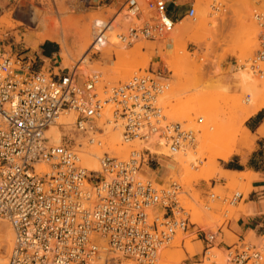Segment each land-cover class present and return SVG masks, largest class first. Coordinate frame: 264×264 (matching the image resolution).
Returning <instances> with one entry per match:
<instances>
[{
  "label": "built area",
  "instance_id": "obj_1",
  "mask_svg": "<svg viewBox=\"0 0 264 264\" xmlns=\"http://www.w3.org/2000/svg\"><path fill=\"white\" fill-rule=\"evenodd\" d=\"M170 3L179 7L180 0H125L126 25L118 42L132 47L164 41L177 23ZM208 8L211 14L221 10L216 0ZM195 13V0L187 2L180 20L194 19ZM252 18L259 29L256 49L240 67L260 76L264 11L254 10ZM112 22L95 23L92 43L106 41ZM36 63L29 49L0 50V219L12 232L6 264H121L123 259L155 264L179 233L194 226L180 206V185L162 187L141 175L149 158L160 155L147 147L126 159L104 153L95 173L82 166L81 154L83 140L95 142L106 114V124H121L124 141H152L172 152L192 148L195 132L168 120L159 103L168 81L151 68L101 92L99 73L84 78L79 65L66 70L57 62H41L35 70ZM61 119L65 123L57 124ZM51 126L62 132L59 141L48 135ZM242 199L235 192L229 204ZM218 235L203 231L204 256ZM261 239L258 245L238 240L227 246L226 262L264 264Z\"/></svg>",
  "mask_w": 264,
  "mask_h": 264
},
{
  "label": "rangeland",
  "instance_id": "obj_2",
  "mask_svg": "<svg viewBox=\"0 0 264 264\" xmlns=\"http://www.w3.org/2000/svg\"><path fill=\"white\" fill-rule=\"evenodd\" d=\"M187 2H192V0L180 1L185 9ZM216 2L220 3L221 6V10L218 14H211L208 8L210 0H195L196 13L194 19H182L183 24L189 26L192 30H195L201 25H205L204 29L206 30V32L203 30L204 33L199 31L198 34L195 35H193L194 32H190L188 35L176 37L172 40L175 45L177 44V47L180 45V47H178L180 49L184 44L183 52L186 56L185 59L182 58V54H179V52L178 55L181 59L178 55L173 54L174 47L168 48L165 41L170 35H168L164 41H159L157 43L138 42L132 47L124 45L125 52L129 51L128 53H131V51L133 52L134 49L136 50L137 46L140 45L144 47L141 49V51L144 52H151L149 49L153 47L152 53H150L152 56H149V61L147 60L148 64H146L144 68H135L133 64L126 70L129 69V76L131 77L134 74H146L147 70L150 71L151 68L154 70L159 69V71L162 72L163 78L168 81V85H170L168 90L173 89L174 92H171L172 90L169 92L167 91V94L165 93L166 96L164 94L160 98L159 103L161 105V100L165 103L162 104L164 107L163 114L168 120L181 124L183 129L190 126L193 132H195V144L189 149L191 151H196L198 155L197 165H195L193 171L194 173H199L200 170L208 164V155L205 154L206 149L203 147L202 150L199 149L200 145L197 143L200 134L206 133L209 135L211 133L213 137L215 136L212 141L213 147H225L233 143L239 144L238 138L242 135L238 124L240 119L232 118L234 104L232 103V99L238 98L241 103L244 104L250 99V95L246 91L237 88L235 77L237 72H239V68L240 70H245L240 66L246 63V60L252 56L256 49L259 29L252 18L253 11H264V1L258 5L252 0H216ZM124 3L125 0H0V50L4 49L5 51H10L11 49L14 51V49L20 50L26 48L23 40L24 36L26 34H36L41 30L37 22L31 21V15L34 12H38L41 18L43 16L52 18L59 17L58 19L64 20L67 24L66 42L67 45L72 47V45L77 42V31L81 24L91 23L92 25L93 18L111 20L121 10ZM61 8L64 10L66 9L64 15H60L58 12ZM200 12L202 13L201 16ZM240 16L243 18L241 20L242 22H240ZM19 23L22 25H19ZM244 29L246 31L249 30L247 31L249 33L252 30V32L254 31L256 34H254V37L251 33V36L249 35L250 37H243L247 34L243 33ZM241 30L244 35L240 33ZM172 33L173 31L171 34ZM249 38H251V41L254 43H250L251 41ZM245 41L247 44L244 43ZM43 43H52L56 47L57 55L55 60L57 65H60L61 68L71 70L72 67L77 64L79 65V61L82 57L80 59L79 57H74L77 59H72L70 61V66L68 68L65 67L60 57V45L54 41H45ZM171 45H169V47H171ZM249 45H252V48ZM244 46H248V48ZM26 49L35 53L38 47L35 49ZM112 50L106 49L103 52L93 53L91 57L89 55L91 66L88 65V73L86 76H83L85 78L94 72L99 73L101 82L99 89L101 92L117 86L119 83H124L130 78L128 76L124 79L122 77L124 73L114 72L118 62L114 63L117 61V58H115V51ZM172 63L175 65H172ZM83 66H85V64L81 65V67ZM246 71L250 75H254L247 69ZM80 73H82V71ZM260 76L254 75L253 78L257 80L258 88L263 90V94L261 91L260 92L264 99V75ZM202 106L204 107L201 108ZM178 107L180 108L178 109L180 113L176 110ZM174 108L177 111L176 113L180 115L179 117L184 114L187 116L188 114V119L183 117L184 120L179 122L171 118V115H174ZM105 117L106 120L110 118L108 114H106ZM199 119H201L200 122ZM242 126H245V122ZM211 129H213V131ZM256 135L257 134H252L247 136L248 142L246 141V144H243L246 145L244 151H246L247 154L255 147ZM94 138L96 141H99V138L103 140L101 137H98V134H96ZM85 140L87 142V139H84L83 142H85ZM96 141L94 142L95 145L94 143L89 144L88 142L87 145H89V147L94 146L95 148ZM129 148L136 149L134 146H130ZM131 152L132 150L124 154L123 156L125 157L115 156L123 159L128 157ZM109 155L111 157L114 156L113 153H109ZM165 157L166 156L160 155L158 157L153 156L154 160H150L151 158H149L148 164L144 165L146 172H148H145L146 176L156 185L162 187H167L171 182L180 185V196H182L180 197V206L186 211L188 210L190 223L195 227V229L191 230L190 226L187 231L181 233V240H175L174 243L166 249L167 252L170 254H178L183 249V246L192 244L194 249L193 253L186 254L178 264H201L210 254L208 253V256H204L205 244L202 240L203 231L207 233H216L220 231L224 235V238L218 235L213 243V247L220 250L221 253H219V256H221V258L219 257V259L221 260L216 259L218 262L214 261L212 264H221V262L226 263V259L222 260V258H225V248L220 247V245L223 242L232 245L238 241V238L228 233L227 226L230 221L236 220L238 216L243 213L244 206L242 203L252 190L251 186L250 188L242 187L241 185L230 187L227 183L232 177L228 179V177L224 176L219 171L213 170L209 173L210 176H208L209 178L207 177L208 179L198 181L192 180L191 188L186 192L184 189L185 187H183L178 178H169L170 171L167 168V163L170 158ZM156 158L158 160V165L155 161ZM223 162L224 161L219 159L216 161V165L218 166L217 169L221 170ZM156 167L159 168V172H152L149 169H156ZM243 177L244 173L236 176L234 180L237 179L236 182H238L243 179ZM235 192L241 193L243 199L236 202L234 205H230V198ZM211 194L214 195V198L210 197ZM181 201L183 204L185 203L184 206H182L183 204ZM192 212H195L194 215L198 212L197 214L199 217L196 215L198 221L192 218V216H194ZM244 241L246 243L258 245L262 239L255 240L247 236ZM3 250L5 253L6 248ZM121 262H124V259Z\"/></svg>",
  "mask_w": 264,
  "mask_h": 264
},
{
  "label": "bare ground",
  "instance_id": "obj_3",
  "mask_svg": "<svg viewBox=\"0 0 264 264\" xmlns=\"http://www.w3.org/2000/svg\"><path fill=\"white\" fill-rule=\"evenodd\" d=\"M65 10L61 8V9H59V11L58 10L57 11L60 13V15L61 14L64 15L66 12ZM49 13H50V11H49ZM201 15H202V13L200 12V16ZM58 18L59 17L52 18V17H46V16L45 17L43 16L41 18L40 14L38 12H34L31 15V21L37 22L38 27L41 29L40 30L41 32L38 31V33H36V34H26L24 36V39H23L24 44H25L26 48L35 49L38 47L39 44H41L45 41H54V42L58 43L60 45V50H61L60 57L62 58V60H63L62 62L65 65V67L68 68L70 66V61L72 59L76 60L78 57H79V59L82 57L79 61V69H80V72L82 71L81 74L83 76H86V74L88 73V67H89L88 65H90L89 55L91 57V55L93 53H96L98 51L103 52L106 49H110V50L113 49L115 51V55H116L115 58H117L116 59L117 61H115L114 63L118 62V64L115 66L114 72L115 73H121V74L124 73V75L122 76L124 79H126L130 74V71H128L129 69L126 70L127 68H129L133 64H134L133 67H135V68H139V67L144 68V66L146 64H148L147 60L149 59V56H152V55H150V53H152L153 47H151L149 49V50H151V52H144V51H141V49L144 47H141V45H140V46H137L136 50L134 49L133 52L131 51V53H128L129 51L125 52V46L123 44H121L120 42H118V40L116 39V36H117L119 30L121 29V27H124L126 25V19L123 17V12H121V10L115 15V17L113 18V22L108 26V29L106 32V41H104V42L102 41V42H99L96 44L91 42L94 25L96 22L103 21L104 19L93 18L92 25H91V23H87V24H83V25L81 24V26L78 27V31H77V42L74 45H72V47H70L69 45H67V42H66V35H67V31H66L67 26L66 25L67 24H66V22H64V20H61ZM64 19H66V18H64ZM242 19L243 18L240 16V22H242L241 21ZM104 21H106V20H104ZM3 22H4V20H3ZM19 25H22V24L19 23ZM204 28H205V25H201V26L197 27L195 30H192V29H190L189 26L183 24V20H180L175 24L174 29L172 30L173 33L172 34L170 33V36L168 37V39L165 42L167 43L168 48L174 47V49H173L174 55H178V52H179V54H182V58L185 59L186 56L184 55V52H183L184 44L182 43L183 45L181 47V49H182L181 50L180 48H178V47H180V45L177 47L176 46L177 44L175 45L173 43L174 41L172 42V40H174L176 37L188 35L190 32H194L193 35L198 34L199 31L201 33L202 32L204 33V31H203V30H205ZM247 31H249V30H247ZM247 31L244 29V32L241 30L240 33L241 34H242V32L244 34L247 33L246 34L247 36L242 34V35H244L243 37H248L250 35V33L253 34L252 36L254 37V34H256V33H254V31L252 32V30L250 33ZM205 32H206V30H205ZM193 35H192V37H193ZM200 36H201V34H200ZM249 40L251 41V38H249ZM249 40H248V42H249ZM244 43H246V41ZM250 43H254V42L251 41ZM250 43H248V44H250ZM169 45H171V47H169ZM252 45H254V44H252ZM244 47L248 48V46H244ZM248 50H250V49H248ZM74 57H77V58H74ZM179 58L181 59L180 56H179ZM176 59H177V57H176ZM174 63L176 64L175 61H174ZM174 63H172V65ZM82 64L83 65L85 64V66H83L84 68L81 67ZM261 70L263 71V74H261V76H262V75H264V64L261 65ZM253 77H254V75H250L246 71V68H245V70H242V69L240 70V68H239V72H237L236 77H235V79L237 81V86H238L237 88H240L242 91L243 90L246 91L250 95V99H248V101L244 104H242L240 99H238V98H233V99L231 98L233 101L232 103H234L233 109H232V114H233L232 118H235V119L239 118L240 119L238 124L240 126L239 128L241 129L242 135H240V138H238L239 144L233 143V144H231L229 146H225V147H213L212 141L214 140L215 136L213 137L211 135V133L209 135L206 133L203 134L202 133L203 131H202L201 132L202 134H200L198 139H197V143L200 145L199 149L202 150V147L206 149L205 154L208 155L207 156L208 164L203 169L200 168L201 170L199 173L193 172L195 165H197V159H198V157H197L198 155H197L196 151H194V150L191 151V150H189L190 148H188L185 151H183V153L178 152V151L172 152V151H170V149L168 147L163 146V144L160 146H154L152 141L149 143H143V142L136 140V139L133 141H128V142L124 141L123 137H122L123 130L121 128V124L120 123L106 124V117H105L106 115L97 124L98 130L101 131V132H99L100 135L98 134V137H101L103 139V140H101L99 138L100 145H96L94 148V146L89 147V145H87L86 140H85V142H83V150H82V154H81L82 166L88 172L97 173V172H100L99 160L102 158L103 153H108V154L113 153L114 154L113 157L117 158L116 156L122 157L124 154H126L130 150L140 151L142 148L147 147L151 150L152 153H156L158 155H162V156H166V157L170 158V160L167 163V168L170 171L169 178H176V179L178 178L181 181V184L183 185V187H185L184 189L186 190V192L189 191V189L191 188L192 180L198 181V180H202V179L203 180L208 179L209 178L208 176H210L209 173H211L213 170L219 171L221 173V170L217 169L218 166L216 165V161L218 159L221 161H227L234 153H241V149H245L246 145H243V144L247 141V136H250V133L242 125L244 124V122L247 119H249L250 117L255 115L258 111L264 109V99L262 97L263 90H260L258 88V82ZM100 84H101V82H100ZM170 90H172L171 92H174L173 89H170ZM170 90H168V92ZM260 91L262 92V94ZM166 94H165V96H166ZM174 96H175V94H174ZM159 101H160V99H159ZM163 103L164 102L161 100L162 108H164L162 105ZM203 107L204 106H202L201 108H203ZM178 109H180V108L178 107L176 109L180 113V111ZM174 110H175V108H174ZM176 110L174 111L175 113L173 112L174 115H171V118H174V119L178 120L179 122L184 120L183 117H186L185 119H188L187 118L188 114H187V116L184 114L183 116L179 117L180 115L178 113H176L177 112ZM62 123H65V121L63 119L57 121V124H62ZM185 130L193 131L192 127H190V126L185 128ZM199 130H201V129H199ZM211 130L213 131V129H211ZM239 133H240V131H239ZM235 134H237V133H235ZM48 135H50L55 141H59L60 137L62 136V132L58 129V127L51 126L49 129ZM233 135H234V133H233ZM93 139H95V138L93 137ZM94 141H96V140H94ZM94 145H95V143H94ZM130 146H134V148H136V149H130L129 148ZM123 157H125V156H123ZM126 158H123V159H126ZM145 172H146V170L143 166V168L141 169V175H142V177L147 178L146 173H148V172H146V173ZM241 174H243V173H233L232 178H230L229 180L227 179L228 180L227 185L230 187L231 186L234 187L235 185H241L242 187L250 188L254 174L251 172L244 173L243 179L236 182L237 179L234 180V178L238 175H241ZM210 178H212V177H210ZM180 197H182V196H180ZM245 197H246V195H245ZM181 203H182V201H181ZM195 203H196V199H195ZM184 204L182 206H184ZM186 212L188 213V210ZM192 213H193L192 215H194L195 212H192ZM197 213L198 212H196V215H198ZM196 215L192 216V218L195 221H198L199 215H198V217ZM181 236H182L181 233H179L175 240L180 239ZM11 245H12V232H11L10 226L8 225V223L6 221L0 219V264H6L7 263L8 255H9V252L11 249ZM4 248H6L5 253L3 250ZM193 251H194V249H193L192 244L183 246V249L178 254L177 253L176 254H170L165 249L164 251H162V253H160L158 261L155 264H178L180 262V260L186 256V254H192ZM208 253H210L209 256L207 255L208 256L207 258L204 257L206 259L201 264H212L214 261L218 262L216 259L221 260V259H219V257L221 258V256H219L220 255L219 253H221L219 249L213 247ZM224 259L225 258H222V260H224ZM226 263L221 262V264H226ZM121 264H135V263L132 261H129V260H124V262H122Z\"/></svg>",
  "mask_w": 264,
  "mask_h": 264
},
{
  "label": "crops",
  "instance_id": "obj_4",
  "mask_svg": "<svg viewBox=\"0 0 264 264\" xmlns=\"http://www.w3.org/2000/svg\"><path fill=\"white\" fill-rule=\"evenodd\" d=\"M182 1V0H180ZM173 21L178 22L185 14L186 9L183 4L175 7L173 4L168 5ZM37 63L34 66L35 70L41 67V62L49 64L56 62V47L52 43H41L38 50L35 52ZM244 128L249 131L250 135H256L254 149L247 154L244 149L241 153H234L227 161H224L221 166V174L232 177L233 173H248L254 174L251 182L252 190L249 192L246 199L243 200L244 211L236 220L228 223L227 231L232 236L242 241L247 236L255 240L264 238V110L258 111L255 115L245 121ZM152 172H159V168H149ZM195 229L194 226L190 227ZM220 235L224 238L222 232ZM229 246L223 242L220 247L226 248Z\"/></svg>",
  "mask_w": 264,
  "mask_h": 264
}]
</instances>
